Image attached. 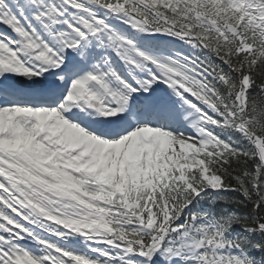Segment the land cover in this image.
<instances>
[{
    "label": "snow or ice",
    "instance_id": "6c2138e0",
    "mask_svg": "<svg viewBox=\"0 0 264 264\" xmlns=\"http://www.w3.org/2000/svg\"><path fill=\"white\" fill-rule=\"evenodd\" d=\"M0 264H264V0H0Z\"/></svg>",
    "mask_w": 264,
    "mask_h": 264
}]
</instances>
